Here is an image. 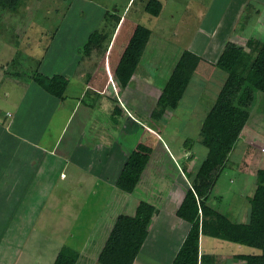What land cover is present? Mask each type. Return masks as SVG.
<instances>
[{"label": "rangeland", "instance_id": "obj_1", "mask_svg": "<svg viewBox=\"0 0 264 264\" xmlns=\"http://www.w3.org/2000/svg\"><path fill=\"white\" fill-rule=\"evenodd\" d=\"M21 1L17 11L6 12L0 20V264H54L66 246L84 255L85 264L90 263L87 260L98 264L95 260L103 252L118 216L134 215L141 203L159 207L167 197L168 207H175L174 194L184 182V175L179 173L184 160L187 157L193 168H199L207 158L208 149L201 141L202 126L228 77L215 64L229 41L244 43L247 60L253 57L254 62L264 44V13L253 14L256 7L248 19L244 14L251 2L259 4L262 0H160L163 11L158 18L145 12L149 0ZM100 8L127 19L122 30L114 32L118 36L108 71L104 56L97 52L80 64L73 62L70 54L75 51L82 60L84 55L78 50L93 32L107 26ZM136 25L153 31L152 42L134 75L138 76L130 82L132 89L123 90L121 100L135 110H130V115L144 122L143 128H134L121 111L114 109L115 103L113 112L108 113L94 89L83 93L87 83L103 88ZM186 50L203 59L197 75L176 111H169L159 121L149 119L175 61ZM245 59L236 69L242 75L251 65ZM50 67L53 73L58 68L55 74L71 81L66 109L70 113L76 110L66 125L61 145L55 147L60 131L49 127L39 143L45 152L36 151L32 145L30 157L23 160L20 155L23 157V151H27L22 143L27 130L35 138L41 130L33 121L39 116L29 113L28 108L43 95L33 75L49 72ZM258 96L232 154V168L222 174L213 190L214 208L238 223L249 219L247 196L255 193L257 171L264 167V97ZM5 119L13 120V130L4 127ZM100 131L103 138L95 134ZM106 138L111 139V146L101 143ZM189 139L194 142L191 150L185 147ZM81 140L90 150L74 152ZM140 144L151 150L144 172V182L148 183L143 182L134 193L126 194L113 185L119 170H111L107 176L112 182L105 184L97 179L103 176L92 175L110 162L120 167L119 152L128 154ZM111 152L114 156L108 159ZM75 165H88V169ZM207 240L209 249L216 243L223 247L216 251L218 256L230 259L227 264H244L243 255L261 261V253L252 248ZM237 255L238 262L234 261Z\"/></svg>", "mask_w": 264, "mask_h": 264}, {"label": "trees", "instance_id": "obj_2", "mask_svg": "<svg viewBox=\"0 0 264 264\" xmlns=\"http://www.w3.org/2000/svg\"><path fill=\"white\" fill-rule=\"evenodd\" d=\"M22 2L21 0H0V20L6 12L17 11ZM260 2L259 4L250 3L247 7L248 11L244 14L245 19H248L252 13V8L258 7L253 14L264 13V0ZM162 11L163 4L160 0H149L145 5V12L154 18L160 17ZM104 17L108 22L105 29L93 32L78 50V54L84 55L82 59L90 58L94 52L106 58V55H111L113 52L118 35L110 51L109 47L122 17L115 11L113 14L107 11ZM109 23L113 24L109 25ZM152 36V30L136 25L127 48L113 68L116 82L122 90L130 87V82L139 68ZM246 56L244 43L229 41L215 64V67L224 71L228 77L202 126L201 141L208 149L207 158L199 168H193L183 186L184 198L177 210V217L187 222L191 229L173 264H200L201 233L260 251L261 261L259 262L252 261L249 255H243L241 259L245 261V264H264V167H260L257 171L255 193L247 196L250 206L248 222L233 221L229 215L217 211L213 204V190L222 174L228 168H232L229 166L233 163L232 154L239 146L252 117L258 95L264 97V44L253 63H251L253 57L250 61ZM242 59L251 64L247 74L243 75L236 70ZM202 60V57L193 51L186 50L181 53L149 119L159 121L169 111L174 112L178 109ZM33 80L49 95L61 101L66 100L71 85L70 80L60 75L48 77L38 71L34 73ZM193 143L189 139L185 142V147L191 150ZM149 150L150 148L140 144L138 148L128 151L122 171L115 183L120 191L132 194L142 184L143 173L150 161ZM186 159L181 166L183 171H188L189 168V159L187 157ZM158 214V207L141 203L134 215L118 216L103 252L95 261L98 264H134L147 239L153 219ZM83 260H85L84 255L81 256L79 252L66 246L59 252L54 264H78ZM87 261L93 264L92 260Z\"/></svg>", "mask_w": 264, "mask_h": 264}, {"label": "crops", "instance_id": "obj_3", "mask_svg": "<svg viewBox=\"0 0 264 264\" xmlns=\"http://www.w3.org/2000/svg\"><path fill=\"white\" fill-rule=\"evenodd\" d=\"M101 11H102L101 12L102 17L105 16L107 11H105L104 9H101ZM126 21H127V19L126 18L124 19V17H122V21H121L120 25L118 26L117 32L118 31L120 32L122 30V28L125 26ZM132 31H134V30H132ZM116 35L117 34H115L114 37H113V40H112L111 45L109 47V51L111 50L112 43H113ZM151 42H152V39L150 40L149 44ZM148 50H149V48L147 47L146 52ZM70 54H71V58L73 59V62H75V60L78 62V64L83 62L84 59L81 60V58L76 56L77 54H76L75 51L71 52ZM180 55H181V53H180ZM110 56L111 55L108 54V55H106V58H104V60H105V68L107 69V71H108V67H107L108 62L110 63ZM144 56H143V58H144ZM177 61L178 60L175 61L174 68H175V66L177 64ZM202 61H201V63H202ZM95 62L96 61L93 60V63H95ZM164 62L165 61H163V63ZM55 63H56V61L53 64L55 65ZM201 63L199 64L200 67L202 65ZM53 64H51V65H53ZM139 67H140V65H139ZM94 68H96V64H94ZM142 70H143V67H142ZM53 71H54V69L52 67H50L49 72L44 71L42 73L44 75L48 76V77H53V76H55L58 73L59 69L56 68V70H55L56 74L53 73ZM110 72L112 74L111 73L109 74L108 80H107L106 84L103 86V88H98V87L92 86L93 84H91V83H87L85 88H84L85 91H83V93L86 92L87 90H93L94 89V91H96V93H99V100L101 102L102 108H104L108 113H112L113 112L112 111L113 110V104L115 103L117 105V107H115L114 109L117 112L121 111L122 114L124 115V118H127L130 121V123L133 125L134 128H136L137 125L139 127H143L145 125L144 122H142L137 116L130 115V114H132L131 111L133 110L135 112V110L133 108L129 109L128 107H126L127 105H126L125 101L121 100V96H122V91L123 90L119 87L118 83L116 82V79H115V76H114V72L112 70H110ZM172 72H173V70H172ZM145 75H147V74H145ZM195 75H197V71L195 72ZM137 76L138 75L134 76L133 80H135V78ZM140 84H141V82L139 83V87L138 88L141 90V85ZM129 88L132 89L131 86ZM129 88L125 89L124 91H127ZM152 89L153 88L149 87V90H152ZM111 91H112V94L110 95ZM67 100L68 99H66L65 101H61V100L49 95L45 91H43V95H41L40 97H36L35 98L34 104L31 107L29 106L28 108H29V113H33L35 116H39V118L35 117L33 121L39 123V125L41 126V130L37 134L36 138L31 133H28L29 130H27V132H26V134H25V136L23 138L24 140L22 141V143L25 144L24 148L25 149L27 148V151L26 150L23 151L24 152L23 157L19 154L21 159L25 160V159H28L30 157V151L29 150L31 149L32 145H33V148L36 151L45 152L44 149H42V147H39V143H42V141L46 137V134H47V132L49 130V127H53L54 130L60 131V133H61L60 136H58V138L56 136V139H55V147L58 144L61 145V142H62L61 140L65 136L66 125L68 124L70 118L72 117L73 113L76 110V109H74V111L70 113V110L66 109V105L69 106ZM7 114H8L9 118H11L13 116L10 113H7ZM121 117H123V116L121 115ZM13 118H14V116H13ZM54 118H56V119L54 120ZM2 124L5 125L4 127L8 128V129L11 128L12 130L16 126L15 123H13V120H11L10 122H7V119H5L2 122ZM44 126L45 127L48 126L46 128V130H44ZM148 131L151 132V130H149V129H148ZM95 134L96 135L97 134L98 135L101 134V138L104 137V133L102 131L95 132ZM81 136H83V135L81 134ZM84 136H87V133H85ZM13 139L14 140L18 139V141H21L20 138H13ZM90 140H92V139H90ZM95 140L98 141L99 139H95ZM105 140H102L101 143L109 144L110 146L112 145V144H110L111 143V139H107V142ZM26 145H27V147H26ZM89 150L90 149L88 147L83 146V140H81V142H79V144L77 145V147L74 150V152L79 153V152H82V151H89ZM95 150H97V149H95ZM92 151H93V149H92ZM28 154H29V156H28ZM111 156H114L113 152H111V154L110 153L107 154V158L108 159ZM98 157H99L98 155H97V157L93 156V159L94 158H98ZM118 158L121 159L120 163H119V166L121 168L117 167V165L114 164L113 162H110V164L107 167H105L104 165L100 166L99 167V169H100L99 173L94 174L92 172V175H94V176H96V175L103 176L101 178H97V179H100L101 183H103V184L109 183L110 181L112 182V180L109 179V177L107 175H110L109 173H111V170H117V172L119 170L118 173L113 172V173L117 174V178L119 177V175H120V173L122 171L123 165H124V163L126 161L127 154H123L122 155L119 152V157ZM91 159H92V157H91ZM69 160H71V157L69 158ZM191 163H192V160H190L189 163H188L189 164L188 165V167H189L188 171H183L182 168H181V170H182L181 171L178 168L179 171H180L179 173H181L185 177H187L188 174L191 173L194 170L193 166H191ZM111 166L113 167L112 169H111ZM75 167H77V168L79 167L80 169H83V170L88 169V165L87 166H76L75 165ZM95 170H96V168H94V171ZM184 176L181 177V179L184 182L181 184L179 190H177L175 192V194H174V196H176V198H174L176 206L173 207V208H169L168 207V203H169L168 197L166 198V200L164 202H162L160 204V206L158 207L159 208V214L154 217L153 224H152V226L149 229L147 239H146V241H145V243H144V245H143V247H142V249H141V251H140V253H139L138 257H137V259L135 260L134 264H173L178 252L180 251V249H181L184 241L186 240V237H187V235H188V233H189V231L191 229V226L187 222H185L182 219L177 217V210L179 209V207H180V205L182 203V200L184 198L183 186L187 182V179ZM115 180L117 181V179H115ZM141 182L142 183L144 182V173H143ZM115 183L116 182H114L113 185H115ZM145 183H148V181L146 180L144 182V185H145ZM171 198H173V194H172ZM207 238L213 239L215 241L223 242V240H219V239L214 238V237H208V236H206V235L201 233L200 243H199V247H200V264H225V263L227 264V262H230V259H226V258L224 259L223 257L218 256L216 250H219L218 248H221V250H223L222 246H219L216 243V245L213 246V249H209L207 247V241H208ZM239 246H241V245H239ZM236 259H240V256L237 255L235 257L234 261H237Z\"/></svg>", "mask_w": 264, "mask_h": 264}]
</instances>
